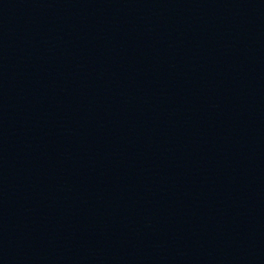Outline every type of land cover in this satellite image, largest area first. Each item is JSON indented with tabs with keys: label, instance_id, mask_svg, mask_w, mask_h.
I'll return each instance as SVG.
<instances>
[{
	"label": "water",
	"instance_id": "95a60500",
	"mask_svg": "<svg viewBox=\"0 0 264 264\" xmlns=\"http://www.w3.org/2000/svg\"><path fill=\"white\" fill-rule=\"evenodd\" d=\"M0 264H264V0H0Z\"/></svg>",
	"mask_w": 264,
	"mask_h": 264
}]
</instances>
